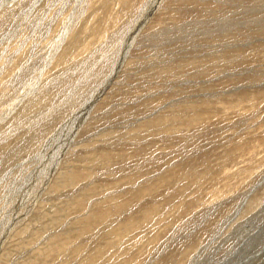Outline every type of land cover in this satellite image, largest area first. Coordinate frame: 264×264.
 I'll use <instances>...</instances> for the list:
<instances>
[{
    "label": "rangeland",
    "instance_id": "rangeland-1",
    "mask_svg": "<svg viewBox=\"0 0 264 264\" xmlns=\"http://www.w3.org/2000/svg\"><path fill=\"white\" fill-rule=\"evenodd\" d=\"M150 1L0 0V264H264V0Z\"/></svg>",
    "mask_w": 264,
    "mask_h": 264
},
{
    "label": "bare ground",
    "instance_id": "bare-ground-1",
    "mask_svg": "<svg viewBox=\"0 0 264 264\" xmlns=\"http://www.w3.org/2000/svg\"><path fill=\"white\" fill-rule=\"evenodd\" d=\"M115 0H103V2H104V6H103V8L106 6H109L111 3H113ZM158 0H151L150 2H149V4H147V7L143 10V12L141 13V15H140V18H139V20L137 21V23L135 24V31H134V33L133 34H135L134 36H136L137 35V33H138V29H140L139 27H141V25L146 21V19L149 17V15L151 14V9L154 7V5H156V2H157ZM125 10V9H124ZM123 12V11H122ZM108 16V15H107ZM104 19V18H103ZM99 23H101L102 22V19L101 20H99L98 21ZM147 22V21H146ZM103 23H105V22H103ZM94 26V25H93ZM100 26V25H99ZM137 26V27H136ZM100 28V27H99ZM99 28H97V29H99ZM142 28H144L143 26H142ZM97 29H95V30H97ZM78 30V29H77ZM93 31V30H92ZM88 32V31H87ZM93 33V32H92ZM96 33V32H95ZM94 33V34H95ZM97 34V33H96ZM95 34V35H96ZM139 34V33H138ZM112 36V35H111ZM118 36V35H117ZM112 37H114V36H112ZM27 44V43H26ZM85 48V47H84ZM86 49V48H85ZM88 49V48H87ZM128 51V49H126V52ZM24 52V51H23ZM125 52V53H126ZM24 53H27L26 51L24 52ZM24 53H22V54H24ZM129 53V52H128ZM127 55V54H126ZM230 55V54H229ZM239 55V54H238ZM106 56V55H105ZM241 56H243V55H241ZM20 57V56H19ZM22 57V56H21ZM24 57V56H23ZM225 57V56H224ZM127 59V58H126ZM16 60V59H15ZM212 60V59H211ZM17 62H19L18 60L17 61H13L11 64V66H12V68L13 69H15V65H16V63ZM10 65V64H9ZM12 69V70H13ZM191 109V108H190ZM24 111V110H23ZM188 111V110H187ZM163 119V117L161 118H158V119H156L155 120V122L154 123H157L156 125H158L159 123H160V121ZM164 119L166 120V117H164ZM191 122H189V125L190 124H192V123H197L198 121H200L199 119H197V118H195L194 120H190ZM152 123V122H151ZM151 123H149V124H151ZM184 123V122H183ZM153 125V124H152ZM181 125V124H180ZM186 125V124H185ZM147 126L149 127V125L147 124ZM151 127V126H150ZM186 141V140H185ZM145 215V214H144ZM148 215V214H147ZM131 222V227H136L137 226V224L138 223H134V221L132 220V221H130Z\"/></svg>",
    "mask_w": 264,
    "mask_h": 264
}]
</instances>
